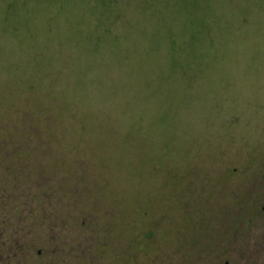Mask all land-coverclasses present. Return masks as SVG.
Returning <instances> with one entry per match:
<instances>
[{
  "label": "rangeland",
  "instance_id": "1",
  "mask_svg": "<svg viewBox=\"0 0 264 264\" xmlns=\"http://www.w3.org/2000/svg\"><path fill=\"white\" fill-rule=\"evenodd\" d=\"M0 151L18 194L46 192L7 222L57 210L68 241L99 228L114 258H185L146 233L223 166L264 205V0H0Z\"/></svg>",
  "mask_w": 264,
  "mask_h": 264
},
{
  "label": "flooded vegetation",
  "instance_id": "2",
  "mask_svg": "<svg viewBox=\"0 0 264 264\" xmlns=\"http://www.w3.org/2000/svg\"><path fill=\"white\" fill-rule=\"evenodd\" d=\"M230 168L233 171H227ZM237 168L223 166L221 172L225 183L215 186L212 193H204L201 199L197 198L200 202L193 198L185 200L180 213L172 217L171 228L159 234L156 232L155 236L154 231L146 233L147 238L156 242L157 248L187 250L185 258L174 257L166 264H264V213L261 214L264 205L260 210V202L253 195L249 194L246 198L240 196V191H245V188L228 185L229 177L235 174ZM2 171L0 198L6 195L7 200L5 204L0 203V264H145L143 259L131 255L130 243L122 248L121 259L114 258L121 248H109L103 240L106 232L104 230L102 233L99 228L92 233L80 231L79 240L68 241L64 224L66 212H51L44 226L22 225L19 219L17 222L20 224L7 222L1 213L5 208L3 205L9 206L11 212L24 211L29 209V205L32 207L28 212L32 213L36 211L35 200L46 195V192L38 189L37 193L29 190L18 194L15 190L18 184L14 182L17 176L12 175L11 167L4 165L0 167ZM245 178L250 180L254 190L258 189L255 174ZM43 186L49 189L47 180ZM193 205L201 208L194 209ZM163 238H170V241H160ZM94 239L97 244L99 242L98 246L93 245ZM142 249L138 250L139 253L143 252ZM108 253L112 254L113 261L106 263ZM156 260L149 264H164Z\"/></svg>",
  "mask_w": 264,
  "mask_h": 264
}]
</instances>
